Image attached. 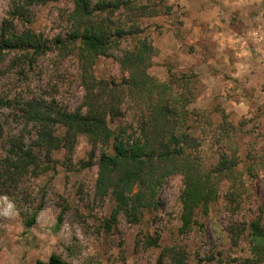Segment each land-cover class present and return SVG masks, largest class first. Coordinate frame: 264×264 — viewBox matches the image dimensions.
Masks as SVG:
<instances>
[{
	"label": "rangeland",
	"instance_id": "374dc122",
	"mask_svg": "<svg viewBox=\"0 0 264 264\" xmlns=\"http://www.w3.org/2000/svg\"><path fill=\"white\" fill-rule=\"evenodd\" d=\"M238 1L230 8L226 6L225 12L232 13V18L221 22L246 40L250 53L242 58L254 67V74L246 79L241 69L233 74H216L221 84L214 83V92L204 94L210 85L205 73L214 69L195 66L212 58L219 48L209 38L221 25L214 20H193L190 10L177 0H136L137 4L149 5L144 15L134 18L142 31L118 38L117 46L96 58L93 72L98 78L119 81L122 52L135 48L139 37L145 38L155 51L149 73L171 83V91L180 99L176 117L179 121L183 118L181 109L192 111L186 114L184 124L191 126L198 141L196 151L205 167L219 164L224 155L231 156L232 161H240L235 170L242 173L241 179L234 185L222 180L208 211L198 210L197 222L185 232L180 231V174L171 175L162 185L156 195L158 208L144 210L135 221H129L123 212L112 219L113 199L96 195L94 188L99 150L92 166L81 167L80 161L87 160L90 151L84 135L75 137L71 156L64 149L53 151L49 169L9 175L1 161L10 140L20 135L27 139L34 128L25 125L17 107H0V264H47L50 255L66 264H156L167 246L182 249L187 264H238L236 259L245 257L247 249L241 241L246 238L250 222L258 216L264 220V69L255 67V61L264 60V0ZM199 2L212 9L213 3L222 1ZM10 7L11 0H0V28ZM71 9V0L35 5L31 8V27L47 41L66 37ZM154 9L156 13H148ZM117 15L123 17L124 12L120 10ZM197 24L209 37L194 42L190 37L196 35L190 36L189 32ZM169 31L178 43L166 41ZM159 38L166 39L171 51L160 52ZM260 44L262 51L257 48ZM30 57L24 54L18 59L15 53H9L0 62V98L44 101L67 110L77 108L83 96L77 53L53 48ZM146 106L124 95L122 116L109 119V123L131 132ZM40 159L44 166V158ZM34 212V222L26 226L25 220ZM232 230L238 232L237 242ZM149 239H155L157 245H149Z\"/></svg>",
	"mask_w": 264,
	"mask_h": 264
},
{
	"label": "trees",
	"instance_id": "16d2710c",
	"mask_svg": "<svg viewBox=\"0 0 264 264\" xmlns=\"http://www.w3.org/2000/svg\"><path fill=\"white\" fill-rule=\"evenodd\" d=\"M50 1L57 0H11L8 17L0 28V62L9 53H15L18 58L24 54L40 55L53 48L73 50L79 61L82 101L77 108L67 110L44 101L17 102L1 97L0 107H17L25 125L34 128L31 137L25 139L20 135L10 140L6 157L1 161L6 172L20 175L47 170L53 151L64 149L71 156L75 137L84 135L90 151L88 159L80 164L92 166L99 150L94 188L96 195L113 199L112 219L123 212L129 221H135L144 210L158 208L156 195L162 185L171 175L180 174L183 182L179 195L180 231L190 230L197 222V211L206 213L217 198L219 183L226 179L234 185L242 177L235 170L240 161L224 155L219 164L205 167L196 151L198 141L191 126L184 124L186 114L192 111L183 107L181 121L176 117L180 99L171 91L174 89L171 83L149 73L155 51L145 38L139 37L135 48L122 52L118 60L122 75L119 81L98 78L93 72L96 58L117 46L118 38L142 31L134 18L144 15L149 5L137 4L136 0H71L70 31L66 37L47 41L31 27V8ZM120 10L123 17L116 16ZM153 11L148 13H156ZM124 95L140 105L147 103L131 132L109 123V119L122 116ZM40 157L44 158V166ZM35 213L25 220L26 226L34 222ZM237 233V230L232 232L234 242L239 238ZM241 242L247 254L236 259L238 264H264V220L260 216L250 222L246 238ZM147 243L157 245L155 239ZM47 264L66 263L50 255ZM156 264H187V256L182 249L167 246Z\"/></svg>",
	"mask_w": 264,
	"mask_h": 264
},
{
	"label": "crops",
	"instance_id": "0c3cea01",
	"mask_svg": "<svg viewBox=\"0 0 264 264\" xmlns=\"http://www.w3.org/2000/svg\"><path fill=\"white\" fill-rule=\"evenodd\" d=\"M177 1L179 2L180 5L181 4L185 5L186 8L188 10H190V14H191L190 17L193 20H197L199 22L200 21L214 20L221 25L220 28H217L218 30L216 31V33L214 32L213 35L209 38L219 48L217 49V51H214V55L212 58H210L204 62L202 61L200 63V65L198 64L197 66H195L198 68L205 69L206 65H208L209 67L214 69V71L212 73H209V72L205 73L207 75V77H205L208 80L207 83H209L210 85L207 87L204 94H206V95L212 94V92H214L213 91L214 85L215 84H221V80H218L216 74L220 75V74H222V72H226V71H227V74H229V73L233 74L232 72L235 69L244 70L245 79L247 78L248 75L254 74V72L253 73L251 72V70L254 67L249 65L248 63H245L244 58H242V55L246 54V56H247V54L250 53L248 46L246 45V40L242 39V38H238L241 36L240 33L236 32L233 29L227 30L224 27L223 22H221L222 19H226L232 15V13H230V12H225L226 6L230 8L231 6L237 4L239 2L238 0H225V1L220 0L222 2L213 3L212 9H211L210 5L204 6L203 2H202V4H203V6H202V4H201V2H199V0H177ZM233 16H235V15H233ZM231 18H232V16H231ZM217 20H219V22ZM189 29H190V27L187 29V31H189ZM189 33H190V36L196 35V37H194V38L190 37V39H192L194 42H197V40H199L200 38L201 39L205 38V36L209 37L206 30H204V31L201 30L200 24L192 26ZM260 34H261V32H260ZM166 38L168 40H166L165 38H159V40H158V41L161 40V44L158 45L160 52H165L164 54L171 51V48H169L165 44L166 43L165 40L169 41L170 44H173V45L178 43V40H177L178 38L176 36H174V34H172L171 31H169V35ZM252 38H254V37H252ZM256 39L257 38H254L253 40L255 41V43H258V41ZM202 41H204V40H202ZM204 43H205V41L202 43L203 48H205ZM257 48H258V50L260 49L259 51H262L263 46L260 44L259 46L257 45ZM197 56H199V54H197ZM201 57L202 56L200 55V57H198V58H201ZM255 62H258L255 65L256 68L264 69V60L263 59H260L259 61H255ZM239 72L240 71H238L236 74H239ZM261 72H262V70H261ZM225 84H227V83H225Z\"/></svg>",
	"mask_w": 264,
	"mask_h": 264
},
{
	"label": "built area",
	"instance_id": "2783aa9c",
	"mask_svg": "<svg viewBox=\"0 0 264 264\" xmlns=\"http://www.w3.org/2000/svg\"><path fill=\"white\" fill-rule=\"evenodd\" d=\"M255 35H256L257 37H258V36L260 37V35H259L258 33H255ZM260 39H261V38H260Z\"/></svg>",
	"mask_w": 264,
	"mask_h": 264
}]
</instances>
